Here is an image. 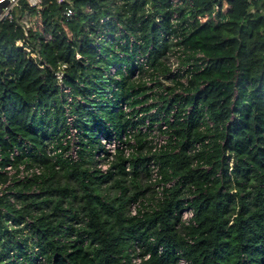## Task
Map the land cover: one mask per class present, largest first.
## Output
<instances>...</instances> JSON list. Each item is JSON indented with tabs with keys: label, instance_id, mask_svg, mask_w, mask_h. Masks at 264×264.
<instances>
[{
	"label": "trees",
	"instance_id": "trees-1",
	"mask_svg": "<svg viewBox=\"0 0 264 264\" xmlns=\"http://www.w3.org/2000/svg\"><path fill=\"white\" fill-rule=\"evenodd\" d=\"M41 5L20 0L16 9L28 11L27 37L14 20L0 22V167L43 168L8 184L0 172V264H123L126 248L150 237L141 264H176L179 248L191 264H264V0H181L178 7L172 0H72L70 19L66 2ZM116 22L124 44L113 35ZM176 47L188 67L170 74L173 85L149 92L132 80L136 70L145 74L134 62L137 51L165 75ZM113 63L127 65L119 80L105 77ZM62 64L63 84L84 99L71 105L83 137L73 163L45 153L46 142L63 133L64 100L53 74ZM131 97L132 107L152 101L125 113L118 103ZM152 107L146 130L156 124L166 143L152 152L147 131L137 130L135 154L118 152L101 173L92 152L99 136L120 137ZM152 158L163 180L175 182L149 210L143 203L153 192L146 196L151 187L139 177H149ZM138 199L144 211L130 215ZM184 206L195 225L181 221Z\"/></svg>",
	"mask_w": 264,
	"mask_h": 264
},
{
	"label": "built area",
	"instance_id": "built-area-1",
	"mask_svg": "<svg viewBox=\"0 0 264 264\" xmlns=\"http://www.w3.org/2000/svg\"><path fill=\"white\" fill-rule=\"evenodd\" d=\"M58 2H66L67 5L63 11L64 16L67 19H70L74 15V9L72 7V0H57ZM29 7H37L43 8L41 5V0H26ZM172 4L174 7H178L181 4V0H172ZM20 6V0H0V22L7 19V20H14L18 25L21 26L24 32V36L27 37V30L29 28V18H28V11L26 10L22 14L16 12V9ZM86 12H91V9L87 7L85 9ZM251 11H254L252 9ZM16 12V13H15ZM105 20V19H103ZM172 23H176L177 21V12L173 11L171 15ZM124 30L120 23L116 22V31L114 32V37L119 38V43L124 44L125 38L121 37L123 35ZM128 41L130 45L134 42V38L128 35ZM44 40L51 39L49 34L43 35ZM178 37L176 36H169L170 41L176 43L178 41ZM99 39V38H98ZM109 38L106 37L105 40ZM137 44L140 41H136ZM118 50V48H115ZM179 49V51L177 50ZM148 54H144L141 51H137L134 54V62L136 64H140L143 67V72L145 74H140L137 70L132 75V80L134 81H141L146 86H151L152 89L149 91H160L164 85H173L171 80V75L176 72H182L187 69V64H181L180 61L184 58V54L181 52V49L176 47L171 54L168 55L167 64L169 66V71L165 75L159 74L157 71L153 69L148 63ZM32 56L39 58L36 54H32ZM203 55L201 53H196L195 58H200ZM175 59V60H174ZM201 58L199 59V61ZM65 65L62 64L60 68L53 72L56 80V84L59 87V90L62 94L64 103H63V113H64V127L62 135L57 139H52L47 141L45 144V153L48 157L52 158L53 160L60 159L66 161L68 163H73L79 160L80 158V151L82 150L83 144V137L81 135V130L77 124V116L72 112V103L79 102L83 103L84 99L80 95H73L72 88L65 86L63 84V77H64V69ZM105 77L112 78L119 80L120 74L126 75L127 74V65L125 63H113L109 68L104 72ZM182 82L186 84L187 79L186 76L182 77ZM169 81V82H168ZM157 82L161 83L162 86H157ZM111 89L113 91L118 90V86L116 84H112ZM179 92L180 90L177 88L175 90ZM130 99L119 101L118 106L119 109L125 113H129L133 108L139 110L141 106L148 105L151 103V99H148V102L145 104H137L134 107L130 105ZM155 107L149 109L146 117L143 121L139 122L137 127L129 126L125 131L122 132L121 136H117L114 132L110 135H100L98 138V146L95 150H93V159L95 161V165L101 173H106L110 167L111 162L115 159L118 152L122 153L124 157L129 158L133 153L135 154L136 149V141L134 138V134L137 130L147 131V138L151 145V151L154 152L158 150L162 145H164L167 141V136L161 133L156 124L153 125L152 130H146V127L149 125V115L155 112ZM129 116V115H128ZM142 115V112L134 115L133 120L139 119ZM172 113L168 116V120H173ZM140 121V120H139ZM162 129L166 128V124L161 121ZM158 126V125H157ZM206 142V141H205ZM199 143L195 144V147H199ZM18 154V150L14 149L10 155V159H13L14 155ZM1 159V157H0ZM148 166L150 168V173L148 177L149 185L152 188L153 192V200L147 203L144 201V205L148 206L146 209H155L156 203L164 199L166 190L174 184L175 180H163L162 172L159 164L155 161V159H150ZM56 168H59L56 165ZM129 164L126 163V170H129ZM43 171L41 166L32 164L28 167H24V164H20L18 166V170L12 165V163H7L3 167H0V172H4L8 176V183H10L12 177H17V179L22 180L25 177L31 178L34 175H39ZM2 185L0 186V190L3 189ZM2 191H0V194ZM189 196L188 198H190ZM11 202H14L13 199H10ZM19 207L18 204H16ZM144 211L141 200L138 199L129 207V214L130 215H137L138 210ZM181 221L186 225H195L194 220V212L192 208L184 206L181 213H180ZM152 237L148 238L145 243L142 241H135L132 245L126 248L124 256L121 257V263L123 264H141L142 262L146 261L150 257V252L147 250L146 243L148 241H152ZM188 243H192V238L186 237ZM161 246L158 247V252H161ZM176 264H191V261L184 256V251L182 248L177 249L176 251ZM43 264H47L44 258H40Z\"/></svg>",
	"mask_w": 264,
	"mask_h": 264
},
{
	"label": "rangeland",
	"instance_id": "rangeland-1",
	"mask_svg": "<svg viewBox=\"0 0 264 264\" xmlns=\"http://www.w3.org/2000/svg\"><path fill=\"white\" fill-rule=\"evenodd\" d=\"M17 43V45H20L21 44V42H16ZM28 48H29V46H28ZM175 60V59H174ZM167 61H169L168 59H167ZM169 63H170V61H169ZM182 77L181 78H179V81L181 82V83H183L182 82ZM169 82V81H168ZM139 179H140V182H141V184H148L149 185V181H148V178H146L142 173H141V175H140V177H139ZM149 187H150V185H149ZM152 194V188H150V189H148V191H147V193H146V196L148 197L149 195H151Z\"/></svg>",
	"mask_w": 264,
	"mask_h": 264
},
{
	"label": "bare ground",
	"instance_id": "bare-ground-1",
	"mask_svg": "<svg viewBox=\"0 0 264 264\" xmlns=\"http://www.w3.org/2000/svg\"><path fill=\"white\" fill-rule=\"evenodd\" d=\"M18 42H20V41H18Z\"/></svg>",
	"mask_w": 264,
	"mask_h": 264
}]
</instances>
